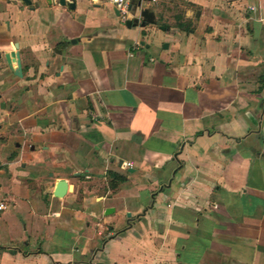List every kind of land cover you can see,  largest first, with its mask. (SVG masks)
Segmentation results:
<instances>
[{
  "label": "crops",
  "instance_id": "0c3cea01",
  "mask_svg": "<svg viewBox=\"0 0 264 264\" xmlns=\"http://www.w3.org/2000/svg\"><path fill=\"white\" fill-rule=\"evenodd\" d=\"M73 1L0 0V264H264V0Z\"/></svg>",
  "mask_w": 264,
  "mask_h": 264
},
{
  "label": "water",
  "instance_id": "95a60500",
  "mask_svg": "<svg viewBox=\"0 0 264 264\" xmlns=\"http://www.w3.org/2000/svg\"><path fill=\"white\" fill-rule=\"evenodd\" d=\"M21 2L25 5L31 4V0H21ZM58 2L60 5L66 6L70 10L75 8V2L73 0H71L70 2L68 0H58ZM116 14H119V12L116 11ZM141 16L145 19L142 22H140L141 26L145 25L146 20L151 22V23L155 22L152 19V16H153L152 12H150L147 8H145L141 11ZM125 23H126V26L130 27L132 25H137L139 23V21L137 18H134V19L126 20ZM165 46H167V45L165 44ZM5 59L9 63L10 62H16L18 73H19V75H21V65H20V62L18 60V54L14 50H12L11 52H9L8 54L5 55ZM68 188H69L68 184L65 180H59L56 183V187H55V190L53 193L55 196L61 197V196L65 195ZM112 211H113L112 208H108V209H106L105 214H108Z\"/></svg>",
  "mask_w": 264,
  "mask_h": 264
},
{
  "label": "built area",
  "instance_id": "2783aa9c",
  "mask_svg": "<svg viewBox=\"0 0 264 264\" xmlns=\"http://www.w3.org/2000/svg\"><path fill=\"white\" fill-rule=\"evenodd\" d=\"M104 2H108L111 4L114 8H116L121 16H124L129 11V0H103ZM250 10H254V7L251 6L249 8ZM8 207V204L4 200H0V214L6 210Z\"/></svg>",
  "mask_w": 264,
  "mask_h": 264
},
{
  "label": "trees",
  "instance_id": "16d2710c",
  "mask_svg": "<svg viewBox=\"0 0 264 264\" xmlns=\"http://www.w3.org/2000/svg\"><path fill=\"white\" fill-rule=\"evenodd\" d=\"M119 180L122 179V178H118Z\"/></svg>",
  "mask_w": 264,
  "mask_h": 264
}]
</instances>
